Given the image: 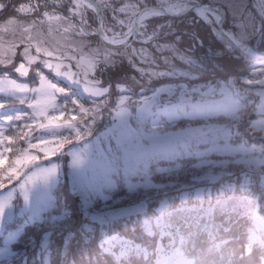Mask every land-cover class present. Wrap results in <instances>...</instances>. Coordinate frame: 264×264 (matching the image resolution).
Masks as SVG:
<instances>
[{"label": "rangeland", "instance_id": "obj_1", "mask_svg": "<svg viewBox=\"0 0 264 264\" xmlns=\"http://www.w3.org/2000/svg\"><path fill=\"white\" fill-rule=\"evenodd\" d=\"M260 0L257 1V3L259 4L260 7V14H261V19L264 22V1L262 3H259ZM121 11L125 12L123 9H121ZM46 19H49L51 22H53L55 24V27L58 28L57 23H59V16L58 15H54V13L52 14H47ZM61 29V28H58ZM64 29H66V31H73L75 34H77V31H79L76 27L74 28L71 24H68L67 26L64 27ZM70 35H66L64 37V44L67 43V40L69 38ZM61 40H63L61 38ZM177 42H179V40H177ZM73 45V44H72ZM74 46V45H73ZM141 49H143L144 51L146 50V48L143 46H141ZM174 51L171 53L175 56H178V50L173 49ZM35 51L38 52L39 54V49L38 47L35 48ZM46 55H49V52L46 50L43 52ZM30 55L36 56V54H31L28 51L25 53V55L23 57L26 58L27 62L30 61L29 57H31ZM29 56V57H28ZM31 58H34V57ZM41 56V55H40ZM187 60L188 57H186ZM92 57L89 56L87 53L81 55L80 57H75L74 59H69L67 58V60L65 62H61V60L59 58H54V60H51L49 58L44 57L43 60H41V67L47 68L52 70L53 73H55L57 76L63 77V79H66L70 85H74L76 87H79L80 89H82L84 91L85 96L87 97H93V96H97L101 91H97L95 86H92L91 83L87 82V83H79L78 76L79 74L76 72L77 71V67H83V68H91L93 69L94 65H93V61H92ZM58 61V62H57ZM212 61L216 62L217 60L213 59ZM181 63V61H180ZM191 63H196L197 66L198 65V61H196L195 59L191 61ZM129 64H132V62H129ZM70 65H74L75 69H73L72 66ZM39 65H36V67L38 69H40V67H38ZM28 69V68H27ZM145 71V70H143ZM71 74L70 76L68 74ZM77 75V76H76ZM81 78V76H79ZM259 79L257 81L251 82L252 84H256L258 87L255 89H259L260 86L264 85V73H262L260 75V77H258ZM50 85L49 82L46 80V78H43L40 75V80L38 82V84H36V86L33 88V90L29 89L27 86H20L22 88H24V91H21L20 89L16 88L15 84L11 83L9 80H4V81H0V96L1 95H6L9 97H13L14 99H16L19 102H27L29 103L31 100H33L35 98V96L37 95L38 89H40L43 85ZM168 83L163 84L162 86H157V89L152 92L151 95L147 94L145 96H142L139 98V105H137L136 108V113H138V117H139V125L141 126L144 122H146V115H149V108L153 105H157L158 108L160 109V112L162 115H165L167 117H175V115H185V113H183V111L181 110V108H179L181 105H183V103L185 102V99H189L191 98L193 95L196 96V94H198L200 96V99L196 102H192V107L190 108L189 115L194 116L193 118L197 119H202V118H210V117H216L218 116V114H232L234 111V106L235 104H237L235 101H233L229 95V91H226L224 87L222 88H210L206 91H203L200 89V87L196 88L195 90L193 88L191 89H183V90H178V95L176 97V101L171 102L169 100V97L171 95L174 94L175 89L170 86L167 85ZM182 85V84H181ZM51 86V85H50ZM119 100L116 102V104L113 106L115 108H113L110 112V123L107 124V130L102 132L100 134V136H103V140L105 141H109L111 140V138L116 139V141L118 142V148H115L113 146H107V147H102L100 145V143L103 141L101 140V138L97 137L94 141L95 144H85V146L81 145L78 148H69L68 152L71 153L72 157H70L69 160V170H70V176H71V181L73 182V184H75L76 189L81 190V188H92L93 186L97 187V184L93 183L96 179L100 180L101 183L105 184L108 188H112L113 187V183L111 182L109 176L112 171V167H111V163L112 160H122L124 163V171L129 172V173H133L134 170L137 169V171L139 172V174L144 171L145 167L147 164H145L144 166L143 163H145V161L147 160V158L150 155H154L153 152L159 150L160 146L162 148L161 153L167 152L170 149H176L177 145L175 146L173 143H168L167 139L172 138L170 137V135L166 136H160L157 137L155 132L152 131H148L146 134V137L149 138L151 140V144L148 147H142L141 145V136H139L137 134V132L139 131V129L137 130L136 128H134L133 123L129 120V119H133L134 117H129L127 114H129V110L127 108V106L125 105V101L127 100V96H126V90L123 87V85H120L119 88ZM199 92L202 93L199 94ZM209 96V100H204V97ZM260 106L259 109L263 112L262 116L260 119H257L254 121V125L258 128V129H262L264 128V88L261 87L260 89ZM171 105L176 106V108H179L177 110V112L179 114H177V112H173V110L171 108H173ZM121 109H125L126 111L124 112L123 116H117L116 113L118 111H120ZM7 115H10L12 113L11 110H5L4 111ZM63 111L61 109H58L57 107L53 108L48 115H60L62 116ZM13 115V114H11ZM36 117L35 122L33 123H41L43 122L46 117H37L36 115H34ZM128 116V117H127ZM136 118V117H135ZM137 123H138V118H137ZM62 130L66 129L67 126H62L60 127ZM60 128H38L35 127L34 131L35 132H41L38 134V136L36 137V140L34 141L33 146L30 145L29 146V150L25 152V154L18 158V160L16 161V165L17 167L14 170L13 174L16 175V173L18 172V167L20 166V164L23 162H30V165H33V161L36 158V151L39 150L41 153H45V154H51L52 150L54 149V147L51 145V141L56 139V134L60 133L62 130ZM3 130V128L1 129ZM228 131L225 130L222 131L219 136H213L211 135V133L209 134V138L208 140H206L205 144L207 146V148L198 151V155H196V157H199L200 160L198 164L195 165L194 169L189 170L186 174L190 176V179H192V183L194 184H199L200 181L202 179H205L206 174H201V172L199 171V169L201 170L200 165L201 164H216V165H220V163L223 162V160L225 158H233L238 162H241L247 166H257L255 165L257 162V159H255L254 155H259L258 152V147L256 145L253 146L252 149H245L242 147H236L233 145H229L226 142V137L228 136ZM46 136H45V135ZM39 135H41L39 137ZM224 138V143L222 146H219V140L222 138V136H225ZM165 137V138H162ZM162 138V139H161ZM182 140H186V136H183L181 138ZM30 144V143H29ZM160 145V146H159ZM36 146L38 148H36ZM33 147V148H32ZM36 148V149H35ZM237 148H239L240 150H238ZM108 150L110 152V156H108L104 150ZM112 149H116L118 150L119 154L118 155H114V152L112 151ZM33 150H35V154L33 153ZM212 151H216L217 153H223V157L220 158V160H212L209 159L208 155L210 152ZM186 151H181V152H177V154H181V153H186ZM248 152V153H247ZM166 154V153H163ZM73 155H76L79 160L80 163L78 165H73L71 163L72 159H73ZM186 156H188L189 154H185ZM30 159H34V160H30ZM209 159V160H207ZM30 160V161H28ZM261 162V160H259V163ZM5 163V158L4 156L0 155V165ZM35 163L38 165V167L40 168H50L52 166V164H48V165H44L41 164V162L39 161V157L36 158ZM34 166V165H33ZM37 171V169L35 167L30 168L28 172H26V176L24 177L23 180H21L17 186L21 188V184L25 182V180L27 179L28 176L33 175V173H35ZM82 172H84L85 174L82 175ZM54 172L46 179H35L33 182L29 183L27 185V189L24 190L21 188L22 192H24V199L26 200V206H28L32 212L36 215H34V217H37L40 215V209H42L43 207H45L48 203L49 200V190L50 188L53 186V182H54ZM211 178H215L214 176H210ZM84 178L86 179V182L83 183ZM105 186V187H106ZM85 195V194H84ZM5 196V195H3ZM1 195L0 199V212H2V214L4 216L8 215V209H7V205H9V194L6 197H3ZM3 200V201H2ZM90 201V200H89ZM242 204L245 203L244 201H241ZM42 211V210H41ZM232 214V213H231ZM230 214V216H231ZM198 215H195V217H197ZM237 217V213L235 211H233V215H232V219L236 220ZM183 219H187L186 215L184 214H175L171 217V219L169 218V221H172L173 224H180V222L183 221ZM206 220V218H204ZM186 227H188V225L186 224ZM188 238L184 237L183 241H181V246L179 248L175 249V252L177 254H180L181 252L184 251H191L190 247L192 248V241L189 243L187 242ZM110 242V241H107ZM242 249V245L241 248H238V250ZM202 253V246L201 244L198 247V250L192 253L191 256L188 257L187 261L183 260L182 257H186V255H175V254H170V257H168L167 260V264H199L198 262L196 263V259L197 256L198 258H200ZM175 258L176 260L174 261ZM253 261L251 262H255L256 264H264V261L259 260V259H252ZM210 263H213V260L209 261ZM236 264H247V263H243V262H236Z\"/></svg>", "mask_w": 264, "mask_h": 264}, {"label": "snow or ice", "instance_id": "obj_2", "mask_svg": "<svg viewBox=\"0 0 264 264\" xmlns=\"http://www.w3.org/2000/svg\"><path fill=\"white\" fill-rule=\"evenodd\" d=\"M71 75L70 73L68 74ZM16 88L24 91L25 89L20 86H15ZM0 107H3L0 104ZM28 107L33 111V113L37 117H46V119L36 124L35 126L38 128H60L63 125H67L69 121L67 119L61 120L60 115H48V113L56 107V97L53 94L52 86L50 85H43L40 89H38L37 95L33 100L28 103ZM84 109L81 107V112ZM125 109H121L116 113L117 116H123ZM4 121L5 125L10 123L11 121L15 120H22L23 116L20 113L15 115H7L0 118ZM34 126L33 123H29L26 125H22L17 127L16 125L13 126V131L11 133L4 131L0 133V155L4 156L8 166H14L17 159L22 157L26 151L29 150V137L31 136L32 127ZM73 165H78L80 163L79 158L76 155H73V159L71 161ZM37 169L33 175L28 176L24 183L21 184V188L26 190L27 185L33 182L35 179H46L48 178L56 169L57 166L52 165L50 168H40L38 165H34ZM19 176V173H16ZM6 180L11 179L8 177L7 172H5ZM20 179H12L13 181H17ZM11 182V183H12ZM5 182L0 189L5 188L7 185L11 184Z\"/></svg>", "mask_w": 264, "mask_h": 264}, {"label": "clouds", "instance_id": "obj_3", "mask_svg": "<svg viewBox=\"0 0 264 264\" xmlns=\"http://www.w3.org/2000/svg\"><path fill=\"white\" fill-rule=\"evenodd\" d=\"M179 39V37H177ZM172 49L169 48L168 51H171ZM192 58H194L196 61H200L199 66H197L196 63H190L188 68L185 69L188 72H204L207 70L206 66L203 64L201 58L195 57V54L193 53ZM190 58V59H192ZM152 59L153 61H159L162 60V64H158V68L161 71H168V70H175L176 65L174 64L171 56H168L165 54V49L164 48H158L156 52L152 53ZM161 71H152L150 72L149 76L147 77L148 80H151L153 76H157L161 74ZM141 81H138L136 79H131L128 82V88L129 90L135 88L138 84H140Z\"/></svg>", "mask_w": 264, "mask_h": 264}, {"label": "bare ground", "instance_id": "obj_4", "mask_svg": "<svg viewBox=\"0 0 264 264\" xmlns=\"http://www.w3.org/2000/svg\"><path fill=\"white\" fill-rule=\"evenodd\" d=\"M144 15H145V14H144ZM144 15H142V13H140L139 16H138V21H142V20H144V17H143ZM226 35H227L228 37H230L236 45H237V44L240 45V43L238 42V40H235L234 37H232L229 33H226ZM246 47H247L246 49H247L248 51H250V53H253V50H252L250 47H248V45H247Z\"/></svg>", "mask_w": 264, "mask_h": 264}, {"label": "trees", "instance_id": "obj_5", "mask_svg": "<svg viewBox=\"0 0 264 264\" xmlns=\"http://www.w3.org/2000/svg\"><path fill=\"white\" fill-rule=\"evenodd\" d=\"M30 142H32V143H33V142H34V140L32 139Z\"/></svg>", "mask_w": 264, "mask_h": 264}]
</instances>
